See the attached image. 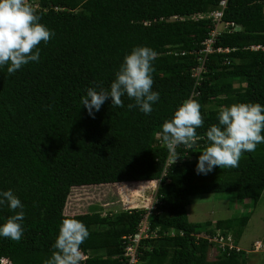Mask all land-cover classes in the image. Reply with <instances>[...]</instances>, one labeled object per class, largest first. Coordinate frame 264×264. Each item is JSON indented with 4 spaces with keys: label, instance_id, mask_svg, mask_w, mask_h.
Returning a JSON list of instances; mask_svg holds the SVG:
<instances>
[{
    "label": "trees",
    "instance_id": "trees-1",
    "mask_svg": "<svg viewBox=\"0 0 264 264\" xmlns=\"http://www.w3.org/2000/svg\"><path fill=\"white\" fill-rule=\"evenodd\" d=\"M30 5L55 35L38 45V62L12 75L8 65L0 67V191L12 190L25 212L21 240L0 237V264H43L65 218L81 221L90 232L81 246L83 264H128L122 236L137 231L146 210L103 214L92 206L69 215L67 200L74 187L156 180L149 235L138 243L137 264H247L244 250L212 246L202 233L230 231L236 244L249 214L192 222L186 207L192 196L222 192L255 205L264 189V143L245 152L237 168L196 173L209 143L205 133L218 123L221 106H264V0H227L222 20L240 29L218 35L214 46L223 51L207 55L197 86L191 76L198 63L194 50L202 47L213 22L189 16L216 9L218 0H33ZM136 46L157 53L152 90L159 99L152 112L129 110L134 101L125 95L123 108L109 98L93 110V119L81 97L96 83L110 88ZM188 98L201 105L204 126L196 130L201 139L191 149H175L180 158L173 163L157 132ZM14 214L0 206V225Z\"/></svg>",
    "mask_w": 264,
    "mask_h": 264
},
{
    "label": "clouds",
    "instance_id": "clouds-1",
    "mask_svg": "<svg viewBox=\"0 0 264 264\" xmlns=\"http://www.w3.org/2000/svg\"><path fill=\"white\" fill-rule=\"evenodd\" d=\"M40 20L28 0H0V67L8 65L9 75L30 62H38V45L41 42L47 44L55 35ZM156 57L157 53L150 47H134L125 55L110 88H104L101 83L89 87L86 95L81 97V105L94 119L95 112L109 98L112 106L123 108L122 97L126 95L134 101L127 105L129 110L138 107L143 113L150 114L152 105L159 99V92L152 90V62ZM217 119L218 123L208 127L205 133L209 143L198 158L197 174L207 175L215 167L237 168L245 152H254L257 145L264 143V106L261 104L221 106ZM203 126L201 105L192 98L178 107L172 119L163 122L157 137L169 150L173 163L180 158L175 149L180 145L191 149L201 139L196 130ZM5 204L15 214L0 225V237L19 242L24 234V205L10 189L0 191V206ZM89 236V230L81 221L63 219L53 245L55 250L43 264H83L85 255L81 246Z\"/></svg>",
    "mask_w": 264,
    "mask_h": 264
},
{
    "label": "rangeland",
    "instance_id": "rangeland-1",
    "mask_svg": "<svg viewBox=\"0 0 264 264\" xmlns=\"http://www.w3.org/2000/svg\"><path fill=\"white\" fill-rule=\"evenodd\" d=\"M32 1L28 0L29 3ZM157 185L156 180L141 184L114 183L74 187L64 212L69 215L84 213L92 206L103 214L121 209L149 208L155 199ZM186 211L190 221L202 223L249 214L247 224L236 243L244 250L247 261L253 258V264H264V189L255 205L249 199L235 198L232 192L207 193L192 196ZM256 240L262 244L258 251L252 249V243Z\"/></svg>",
    "mask_w": 264,
    "mask_h": 264
},
{
    "label": "built area",
    "instance_id": "built-area-1",
    "mask_svg": "<svg viewBox=\"0 0 264 264\" xmlns=\"http://www.w3.org/2000/svg\"><path fill=\"white\" fill-rule=\"evenodd\" d=\"M226 4L227 0H218V6L216 9L203 13L192 14L189 16L192 18H208L213 22L212 27L207 34V37L201 43L202 47L194 50V54H196V59L198 61L197 65L194 66L191 70V76L195 81L194 86L200 84V81L202 79L201 73L205 71V60L207 58V55L213 51H223L221 47L214 46L218 35L223 31L231 33L240 29V26L233 21L222 20L223 11L226 7ZM171 17L181 19L185 18V16L177 15H173ZM259 47V45L250 46L251 49H257ZM224 50L226 51L228 50V48H225ZM181 53L184 54V51H182ZM152 208L153 204H150L149 208H144L146 212L141 218L138 224L137 231L135 233H133L132 235L122 236V238L125 240L124 255L128 258V264H137L138 262L137 246L141 238L149 235V215L152 213ZM202 236L207 238L212 243V246H227L230 249L234 248L236 251L242 249L237 243H233V236L230 231L224 234L220 230H217L213 235L202 233ZM253 246V250H256L259 247V245H257V242H255Z\"/></svg>",
    "mask_w": 264,
    "mask_h": 264
},
{
    "label": "crops",
    "instance_id": "crops-1",
    "mask_svg": "<svg viewBox=\"0 0 264 264\" xmlns=\"http://www.w3.org/2000/svg\"><path fill=\"white\" fill-rule=\"evenodd\" d=\"M255 242H257V245H259V247L257 248V250H254V251H258V250H260L261 248H262V244H261V242L260 241H254L253 243H255ZM253 243H252V245H253ZM252 248H253V246H252ZM251 251H253L252 249H251ZM250 263H252L253 264V258H250L248 261H247V264H250Z\"/></svg>",
    "mask_w": 264,
    "mask_h": 264
}]
</instances>
